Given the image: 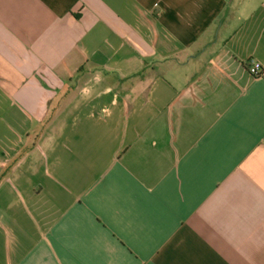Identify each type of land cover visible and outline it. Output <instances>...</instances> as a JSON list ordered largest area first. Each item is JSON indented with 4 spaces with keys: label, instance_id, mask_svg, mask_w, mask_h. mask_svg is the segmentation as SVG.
Returning a JSON list of instances; mask_svg holds the SVG:
<instances>
[{
    "label": "crops",
    "instance_id": "obj_1",
    "mask_svg": "<svg viewBox=\"0 0 264 264\" xmlns=\"http://www.w3.org/2000/svg\"><path fill=\"white\" fill-rule=\"evenodd\" d=\"M0 264H264V0H0Z\"/></svg>",
    "mask_w": 264,
    "mask_h": 264
},
{
    "label": "built area",
    "instance_id": "obj_2",
    "mask_svg": "<svg viewBox=\"0 0 264 264\" xmlns=\"http://www.w3.org/2000/svg\"><path fill=\"white\" fill-rule=\"evenodd\" d=\"M250 75L260 77L262 75V67L259 63L251 61L247 67Z\"/></svg>",
    "mask_w": 264,
    "mask_h": 264
}]
</instances>
